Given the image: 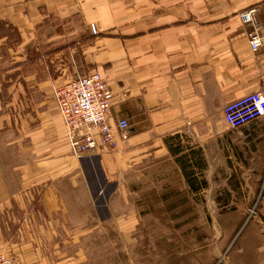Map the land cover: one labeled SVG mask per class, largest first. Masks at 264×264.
<instances>
[{"label":"crops","instance_id":"obj_1","mask_svg":"<svg viewBox=\"0 0 264 264\" xmlns=\"http://www.w3.org/2000/svg\"><path fill=\"white\" fill-rule=\"evenodd\" d=\"M93 71L113 95L110 125L126 120L127 134L78 158L52 91ZM259 87L264 0H0V254L93 264L92 243L115 240L127 264L136 253L161 264L157 222L176 213H141L138 190L156 168L200 169V153L207 165L209 154L213 165L264 161V117L239 129L223 121L228 103Z\"/></svg>","mask_w":264,"mask_h":264},{"label":"rangeland","instance_id":"obj_2","mask_svg":"<svg viewBox=\"0 0 264 264\" xmlns=\"http://www.w3.org/2000/svg\"><path fill=\"white\" fill-rule=\"evenodd\" d=\"M208 160L200 153V169L156 168L152 183L138 190L149 203L141 213H176L157 222L161 264L175 254L194 264H264V161L213 165L212 154ZM114 243L115 249L108 240L92 243V263L127 264ZM132 258L138 264V254Z\"/></svg>","mask_w":264,"mask_h":264},{"label":"built area","instance_id":"obj_3","mask_svg":"<svg viewBox=\"0 0 264 264\" xmlns=\"http://www.w3.org/2000/svg\"><path fill=\"white\" fill-rule=\"evenodd\" d=\"M254 13V9L242 11L239 14L241 22L253 25ZM89 32L92 36L97 34L95 24L89 25ZM261 39L257 30L247 33L251 52H257ZM52 97L65 128V141L74 156L81 158L96 152L99 147L114 149L117 146L114 131L125 141L128 124L126 120H120L115 126L110 125L113 95L98 72L70 77L64 85L54 88ZM261 117H264V87L228 103L223 110V121L230 129H239ZM11 263L0 254V264Z\"/></svg>","mask_w":264,"mask_h":264}]
</instances>
